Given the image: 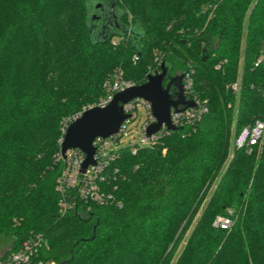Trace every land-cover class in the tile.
I'll return each instance as SVG.
<instances>
[{
  "label": "trees",
  "instance_id": "obj_1",
  "mask_svg": "<svg viewBox=\"0 0 264 264\" xmlns=\"http://www.w3.org/2000/svg\"><path fill=\"white\" fill-rule=\"evenodd\" d=\"M162 61L192 65L207 112L121 148L111 198L59 214L64 119L105 96L114 71L137 85ZM255 119L264 0H0L1 257L39 234L57 264H264V136L234 145ZM228 211L231 227H215Z\"/></svg>",
  "mask_w": 264,
  "mask_h": 264
},
{
  "label": "built area",
  "instance_id": "obj_2",
  "mask_svg": "<svg viewBox=\"0 0 264 264\" xmlns=\"http://www.w3.org/2000/svg\"><path fill=\"white\" fill-rule=\"evenodd\" d=\"M209 8H212L209 5ZM193 70L189 67L182 72V84L184 96L188 100L194 102L193 106H189L181 111L173 108L170 110V123L172 126H192L201 116L207 112L205 99H200L192 93L193 90ZM132 85L133 82L123 78L121 71H114L106 80V94L96 105L104 106L111 101L116 92L122 91ZM235 89V85L232 86ZM136 104H141L146 111V119L140 125V136L138 142L132 144H122V138L128 130L129 124L136 118ZM123 109L130 116L126 118L120 126L117 133L108 137H96L93 140L95 148L93 161L84 171L81 166L85 158L83 151L77 148H69L62 155L61 151L56 154L55 160L61 163L59 173L55 181V191L58 194V212L66 214L71 211L88 210L89 202L102 203L111 198V194L104 189L106 180V169L118 157L120 149L128 147L132 153L136 152L139 147L153 144L160 136L168 132V127L163 123L159 130L148 135L146 128L156 121L151 112L150 103L146 100L136 97L129 102L123 104ZM81 112L73 115L71 118L64 119L62 126V137L67 125L77 118ZM264 136V119H255L239 131L234 140L236 148L250 149L253 145L259 143ZM88 206L84 208L83 206ZM85 209V210H84ZM231 211L228 214L217 215L213 221V225L220 229H229L233 224ZM46 246L43 237L39 234L29 237L22 241L20 247L13 252L0 258V264H57L52 258L41 256V249Z\"/></svg>",
  "mask_w": 264,
  "mask_h": 264
},
{
  "label": "water",
  "instance_id": "obj_3",
  "mask_svg": "<svg viewBox=\"0 0 264 264\" xmlns=\"http://www.w3.org/2000/svg\"><path fill=\"white\" fill-rule=\"evenodd\" d=\"M112 17L117 18L114 13L111 15ZM165 80L168 81L164 85ZM136 97L150 103L151 112L156 119L146 128L148 135L159 130L163 123L168 128H173L170 123L171 108L181 111L194 105L192 100H188L184 96L182 74H171L170 67L162 61L160 71L148 73L143 83L116 92L106 105L90 106L72 120L63 134L60 145L62 155L69 148L83 151L85 158L81 171H84L89 164L94 163L93 140L96 137L105 138L117 133L123 121L130 116L124 111L123 104Z\"/></svg>",
  "mask_w": 264,
  "mask_h": 264
},
{
  "label": "rangeland",
  "instance_id": "obj_4",
  "mask_svg": "<svg viewBox=\"0 0 264 264\" xmlns=\"http://www.w3.org/2000/svg\"><path fill=\"white\" fill-rule=\"evenodd\" d=\"M154 61H155V59H154ZM132 62H135V60L133 58H132ZM155 67H156V65L154 67H150V68L148 67L147 73H153ZM186 67H192V65L186 64ZM183 69L184 68L176 69L174 72L177 74H182V72L184 71ZM94 105H96V104H92V105H89L87 107H84L82 110L77 111L68 117L71 118L73 115L77 114L78 112H82L84 109H86L90 106H94ZM135 113H136V118L129 124L128 130L122 138V141H123L122 144H132V143L138 142L139 139L141 138L140 133H139L140 125L146 119L147 115H146V111H145L144 107L141 104H136ZM181 245L182 244H180V247H181ZM7 246H8V240L0 235V258L4 254V250L7 248Z\"/></svg>",
  "mask_w": 264,
  "mask_h": 264
},
{
  "label": "flooded vegetation",
  "instance_id": "obj_5",
  "mask_svg": "<svg viewBox=\"0 0 264 264\" xmlns=\"http://www.w3.org/2000/svg\"><path fill=\"white\" fill-rule=\"evenodd\" d=\"M175 74H177V73H175ZM177 75H180V74H177ZM167 81H168V80H165L163 84L165 85V84L167 83Z\"/></svg>",
  "mask_w": 264,
  "mask_h": 264
}]
</instances>
